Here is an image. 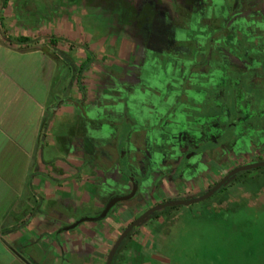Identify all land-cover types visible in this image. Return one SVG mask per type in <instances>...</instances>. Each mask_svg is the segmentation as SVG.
<instances>
[{"label":"rangeland","instance_id":"rangeland-1","mask_svg":"<svg viewBox=\"0 0 264 264\" xmlns=\"http://www.w3.org/2000/svg\"><path fill=\"white\" fill-rule=\"evenodd\" d=\"M4 1L0 0V64H6V74L12 81L0 83V113L19 115L25 132L21 134L17 129L16 142H20L21 146L17 145L22 150L4 142L0 146V229L19 230L20 236L8 243V249L18 254L24 264H34V258L45 256L46 248L34 243L33 234L42 235V229L56 231L82 217L96 218L104 203L101 197L110 194L109 187L113 186H101L99 168L90 169L81 161L85 158L90 162L93 155L101 158L103 152H113L112 145L118 150L124 142L130 146L132 159L143 157L149 150L147 144L153 142L155 127L137 131L133 129L136 120L152 122L149 115L160 98L163 102L172 100L173 106L197 96L198 84L206 80L195 73L220 69L223 65L218 52H223L224 44L219 41L228 44L226 31L236 36L242 28L234 19L226 18L227 23L222 24L219 13L223 11L213 8L214 0H128L130 8L121 0H6L3 8ZM252 2L256 7L246 9L244 0H240L238 10H249L250 17L263 21V13H258L259 1ZM171 20L176 26L173 39H168L165 26ZM19 37L30 38L32 44H18ZM51 38L58 42L51 44ZM236 50L242 48L237 46ZM87 55L92 61L82 74V95L63 61L67 57L78 68ZM177 58L187 60L184 68H179L181 61ZM223 68L231 78L240 74L232 67ZM263 93L258 94L261 97ZM63 98L78 101L81 107L72 102L60 104ZM39 103L47 111L44 119L50 122L41 146L47 143L49 147L43 145L39 152L38 184L29 185L24 166L30 137L28 116L32 111L40 112ZM209 147L202 145L199 150ZM223 151L210 156V163L219 165L226 174L231 171L230 166H241L238 155L244 156L243 153L232 155L229 160ZM47 158L53 160V168L42 166L41 159ZM94 162L104 164L102 160ZM181 167L176 168V174ZM207 170L214 172L211 167ZM244 177L253 181L242 184L240 179ZM22 180L33 191L37 188L38 198L34 195L32 201L26 192H18ZM162 183L164 187L169 185L168 179ZM211 185L204 183L200 189L207 190ZM224 187L232 194L231 207L239 206L238 221L229 218L221 223L212 220L201 224L194 216L204 215L208 205L220 208L223 191L189 207L166 209L168 212L155 221L144 222L132 231L116 262L126 259L123 247H129L134 239L145 238L152 240L150 250L155 258L160 256L161 264H264V167L234 174ZM154 188L162 199L160 186ZM186 188L190 189L189 194L197 190ZM115 189L112 190L116 192ZM128 189L126 183L119 188ZM176 189L181 190L179 186ZM155 200L147 195L143 202H122L106 221L82 223L69 230V237L64 232L53 234L50 255L55 263H89L78 253L84 247L88 254L94 252L96 236L105 243V260L127 225ZM14 202L12 212L16 215L6 216ZM86 238L91 247L83 244ZM11 261L0 248V264H13Z\"/></svg>","mask_w":264,"mask_h":264},{"label":"flooded vegetation","instance_id":"flooded-vegetation-1","mask_svg":"<svg viewBox=\"0 0 264 264\" xmlns=\"http://www.w3.org/2000/svg\"><path fill=\"white\" fill-rule=\"evenodd\" d=\"M214 1L213 8H221L223 11L219 13L221 14L219 19H222L219 21H223L222 24L227 23V18L228 21L234 19L233 21H237L241 25L242 29L237 32L236 36L226 31L227 36L230 37V42L226 44L221 39L219 42L224 44V48L223 52H218L221 64L226 68L232 67L234 71H238L240 74L231 78L226 75L223 66L220 69L211 68L208 71L202 69L195 74L206 81L198 84V95L192 97L190 101L178 102L172 106V100L163 102L160 98L157 105L152 108L151 115L148 114L152 122L149 121L146 124L143 119L136 120V126L133 128L139 131L141 128L148 129L151 125L155 127L153 128V142L147 144L149 150L144 153L143 157L136 156L132 159L129 151L130 146H127L128 144L124 142L123 147L118 150L116 145H112L113 149L111 150L113 152L105 151L102 153L101 158L99 156L94 158L93 155L90 162H86L87 160L84 158L81 164L90 169L99 168L98 171L101 173L99 178L102 179L99 180L101 186H107L105 184L113 186L109 187L110 194L108 196L101 197L104 199V203L97 215L102 212L107 202L112 198L129 195L134 185L137 187L136 194L132 199L124 202L133 201L130 204L143 202V200H146L147 195L156 198L153 205L148 206L139 213V217L160 204L174 200L194 199L192 196L200 197L206 194L228 174L224 173L223 170L220 171L219 165L210 163V156L221 154L222 149L229 160H231L232 155L243 153L244 156L242 154L238 155L240 167L264 162L262 160L264 159V93L261 97L258 94L260 91L264 92L263 22L256 17H250L252 12L249 10L239 11L238 2L240 0ZM252 3L251 0H244V7L246 9L256 7ZM194 6L193 8H195ZM262 12V8H260L258 13ZM175 26L171 25V29L167 34L169 35L168 39H173L172 33ZM237 46L241 47L242 50L238 52L236 50ZM176 60L181 61L178 65L180 69L186 66L183 64L184 61H187L185 58H177ZM252 72L255 74H252ZM228 85L230 88H227ZM215 88L220 90L218 92L212 91ZM70 100L72 99L63 98L59 103H66ZM78 104L81 107V104ZM202 145L210 147L199 150ZM226 148L229 149L226 151ZM83 152L84 157H86V151ZM95 159L102 160L103 166L98 162H94ZM119 165L123 171V175L120 177L116 171ZM180 165H182V170L179 174H176V168ZM208 167H211L215 173H210L207 170ZM230 168L232 171L233 166H230ZM215 176H218L219 179L215 180ZM164 179H168L169 183L165 187L162 186V180ZM125 183L129 189L120 191V186ZM204 183L209 185L213 183V185L209 186L210 188L207 190L200 189ZM186 185L191 186V190H197L189 194L191 191L186 188ZM155 186H160V191L164 195L162 199L155 193ZM177 186L181 188L180 191L176 189ZM112 189H115L116 192ZM171 193L174 195H171ZM120 203L112 208L109 212L110 216L119 206H122ZM166 209L158 211H161L162 214ZM40 210L39 213L43 212ZM137 212H139L138 209ZM139 217H136L133 221ZM106 218L104 221H106ZM147 220L145 223L149 222ZM73 223L59 226L54 234L61 232L70 234V231H64V229ZM132 231L122 243L130 239ZM122 246L124 245L122 244Z\"/></svg>","mask_w":264,"mask_h":264},{"label":"crops","instance_id":"crops-1","mask_svg":"<svg viewBox=\"0 0 264 264\" xmlns=\"http://www.w3.org/2000/svg\"><path fill=\"white\" fill-rule=\"evenodd\" d=\"M254 1V0H251ZM259 1V8H262L264 10V0H258ZM264 15V11L262 12ZM261 22H263L262 24V31H264V20H260ZM6 64L2 63L0 64V83H2L3 81L5 82L6 80L8 81H12L11 79L8 78L6 72L9 71L8 68L5 66ZM44 92L47 93L48 90L44 89ZM39 108H40V112L39 113H35V112H30L28 119H29V123H30V133H29V148L27 150V156H26V160L24 162V166L27 169V173L25 172V174H29V185L30 184H38V179H39V170L38 168L41 166L40 165V157H39V152L43 151L40 150L42 149L43 145H45V148H48L49 145H47V143H43V145L41 146V139L42 142H44V138L47 137V132H48V128L47 126L50 125L49 120L46 121V119H44V117L46 116V112L43 111L44 110V106H42V103H39ZM52 114H54V112H52ZM43 119V121H42ZM21 124V120L19 119V115H17L16 113H12L10 115H3L2 113H0V146H2L4 143L7 144H11L9 146H13V148L15 147L16 149L18 148V150H22L19 146H21L20 142H16V136L18 134L17 129H20V133L22 134L24 131V128H22ZM9 136V137H8ZM4 142V143H3ZM17 143L19 144V146L17 145ZM6 144V145H7ZM14 144V145H13ZM42 162V166H47L49 168H53V160H49L47 159H41ZM23 177H26L25 175ZM44 177V176H43ZM47 177V175L45 176ZM11 183V182H10ZM26 182L24 183V181H20V184L18 186V192L23 193L22 191L26 192V194H28L29 198L33 201L34 195L37 197L36 193H37V188H36V192L33 191L32 186H28L25 185ZM35 193V194H33ZM22 199V198H20ZM14 205L15 202L12 204L10 210H8L7 215H16V213H13L12 211L14 210ZM20 210V209H19ZM21 212V210H20ZM19 212V213H20ZM7 229V227H5ZM92 228V227H91ZM9 231H13L12 229L8 228ZM1 230V229H0ZM15 232H9L8 235H2L0 232V248L3 249V253L8 254L11 258H12V263L13 264H24V260L19 257L18 258V254L14 253L12 250L8 249V243L17 241L19 235V230H14ZM21 231V230H20ZM41 234L39 235L37 234H33L32 238L35 240L34 243L39 245H42V247L46 248V254L45 256H40V258H34L33 262L34 264H54L55 263V258L54 256L50 255L51 252V247H53L52 245L54 244L53 242H51V236L54 234V229L49 230V229H42L41 230ZM90 232V231H89ZM14 233V234H12ZM21 233V232H20ZM23 233V232H22ZM32 233V232H31ZM45 233V234H44ZM68 237L69 235L66 234ZM65 235V236H66ZM89 235H92L91 233ZM95 241H97V248H94V252H92L91 254L87 253V248H83V250L79 251V256L83 257L84 259H86L87 261H90L89 263H85V264H105V260L103 257V248L105 247V243L102 240H99L96 238L95 236ZM101 239V238H100ZM68 240V239H67ZM89 239L86 238V243H83L86 245V247H91L90 243H89ZM153 244H152V240L150 239H134L131 241V245L127 248L122 249V255L126 254V259L121 260L120 262L118 261L117 264H161L160 259L158 257L155 258V256L152 255V251L150 250V248H152ZM82 252V253H81ZM54 255L55 252H52ZM49 259V260H48ZM5 264V263H4ZM55 264H66L65 261H61V262H56Z\"/></svg>","mask_w":264,"mask_h":264},{"label":"trees","instance_id":"trees-1","mask_svg":"<svg viewBox=\"0 0 264 264\" xmlns=\"http://www.w3.org/2000/svg\"><path fill=\"white\" fill-rule=\"evenodd\" d=\"M121 1L123 2L124 5L129 6V8L132 7V5L129 3V1H127V0H121ZM5 6H6V0L4 1L2 7L4 8ZM124 9H125V7L123 8V10ZM125 23L126 22H124V25H125ZM172 24H173V20L166 23L165 32L167 34L169 33ZM0 28H3V20L1 17H0ZM16 42L18 44L24 45L26 47H28L32 44L31 39L28 37H19L16 39ZM57 42L58 41L55 39H52V38L50 39L51 44H55ZM166 42H167V39H166ZM91 61H92L91 57L89 55H87L86 60L78 68H76L73 65L72 61L67 57L63 61L68 72H70L71 76L74 78V80H76L77 85H78V89L82 95L85 93V87H84L83 82H82V74H83V72H85V70H87V68H89ZM78 106H79V104H78ZM116 171H117V174L119 177L123 175V171H122L120 165L117 167ZM240 180H241L242 184L251 183L253 181L252 178H245V177L241 178ZM222 191L225 192V194L223 195V197L220 201V204H219V206H221V207L220 208H211V206L209 207V205H208L207 209H206V213L204 215L203 214H201V215L199 214L198 216L194 215L198 219V222H200L201 224H205V223H211L212 220H214L216 222L221 223V222H224L226 219H229V218H231L232 220L238 221L239 212H240L239 206L231 207L233 205L232 201H230V200H232V194H229V191L227 193L224 186L218 192H222ZM232 192H233V190H231V193ZM205 204L206 203H204L203 205H205ZM172 209H176V208H167L168 211L172 210ZM167 210L165 212H168ZM161 211H158L155 214H153L152 216H150L147 221H149V222L155 221L159 217V215L161 214L160 213ZM0 232L4 236V235H8L9 232H11V231H9L8 228L7 229L4 228V230L1 229ZM122 244H121L120 248L122 247ZM120 248H119V250H120ZM119 250H118V252H119ZM118 252L116 253V255L114 257L112 264H117L116 259H117Z\"/></svg>","mask_w":264,"mask_h":264},{"label":"water","instance_id":"water-1","mask_svg":"<svg viewBox=\"0 0 264 264\" xmlns=\"http://www.w3.org/2000/svg\"><path fill=\"white\" fill-rule=\"evenodd\" d=\"M69 102L77 104V101H74V100H70ZM262 167H264V162L254 163V164H250V165H246V166L236 168V169L232 170L231 172H229L209 192H207L206 194H204L198 198L188 199V200H174V201H170V202L160 204V205L155 206V207L151 208L150 210L146 211L137 220L130 223L126 227V229L122 232V234L119 236V238L116 240V242L112 246V248H111V250L107 256L105 264H112L113 258L115 256L116 252L118 251L122 241L127 237V235L134 228H136L139 225H141L142 223H144L149 218V216H151L154 212H156L158 210L165 209V208H172V207H179V206L189 207L193 204H197L199 202H202V201L212 197L215 193H217L229 181V179L234 174H237L239 172L250 171V170L262 168ZM136 189H137V187L134 185L133 190L129 195L116 196V197L112 198L111 200H109L107 202V204L105 205V207L103 208L102 212L99 215H97L96 218L89 219V218L82 217V218L76 220V222H74L72 225L66 227L64 229V231L72 230L82 223L92 222V221H96V220H104L116 204L132 199L134 197V195L136 194Z\"/></svg>","mask_w":264,"mask_h":264}]
</instances>
